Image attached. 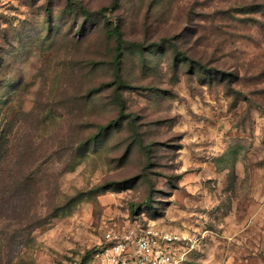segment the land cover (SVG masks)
Listing matches in <instances>:
<instances>
[{
    "label": "rangeland",
    "instance_id": "obj_1",
    "mask_svg": "<svg viewBox=\"0 0 264 264\" xmlns=\"http://www.w3.org/2000/svg\"><path fill=\"white\" fill-rule=\"evenodd\" d=\"M0 138L2 264H264V0H0Z\"/></svg>",
    "mask_w": 264,
    "mask_h": 264
},
{
    "label": "built area",
    "instance_id": "obj_2",
    "mask_svg": "<svg viewBox=\"0 0 264 264\" xmlns=\"http://www.w3.org/2000/svg\"><path fill=\"white\" fill-rule=\"evenodd\" d=\"M94 254L95 264H183L189 238L154 227L133 226L108 235Z\"/></svg>",
    "mask_w": 264,
    "mask_h": 264
},
{
    "label": "trees",
    "instance_id": "obj_3",
    "mask_svg": "<svg viewBox=\"0 0 264 264\" xmlns=\"http://www.w3.org/2000/svg\"><path fill=\"white\" fill-rule=\"evenodd\" d=\"M116 1H117V0H116ZM258 7L261 8V6L257 5V6H256V9H255V12L261 11L260 9H257ZM108 33H109L110 35H115V36L117 37V39H118V42H119V43L121 42V31H120V29H119L118 26H115V27L109 29ZM117 48L120 49L119 46H118ZM120 53H121V51H118V54H117V56H116V61H117V63H119V61H120V56H119ZM118 122H119L118 119H115V120L109 122L106 126L100 125V129H102V130H103V129H107V128H109L111 125H113V124H117ZM1 141H2V139L0 138V142H1ZM57 214H60V206L56 207V209L54 210V213H53L52 216H56ZM96 251H97V248L95 249L94 254L96 253ZM0 264H2V263H0ZM9 264H11V263H9Z\"/></svg>",
    "mask_w": 264,
    "mask_h": 264
}]
</instances>
